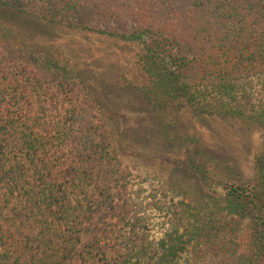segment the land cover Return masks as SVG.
<instances>
[{
	"label": "trees",
	"instance_id": "1",
	"mask_svg": "<svg viewBox=\"0 0 264 264\" xmlns=\"http://www.w3.org/2000/svg\"><path fill=\"white\" fill-rule=\"evenodd\" d=\"M0 5L139 42L144 78L137 90L158 114L189 107L244 125L264 122V94L257 97L264 93V0ZM2 48L0 264H264V149L247 179L188 144L187 168L211 190L213 207L204 213L163 192L158 203L168 228L155 240L145 214L154 204L134 191L132 170L81 73L0 26Z\"/></svg>",
	"mask_w": 264,
	"mask_h": 264
},
{
	"label": "rangeland",
	"instance_id": "2",
	"mask_svg": "<svg viewBox=\"0 0 264 264\" xmlns=\"http://www.w3.org/2000/svg\"><path fill=\"white\" fill-rule=\"evenodd\" d=\"M0 26L18 31L28 47L48 49L81 73L108 119L120 160L132 170L134 191L141 188L140 201L154 204L145 213L153 239L161 238L168 228L165 206L158 203L163 192L174 201L191 202L204 213L213 207L211 190L204 189L187 168L188 144L197 143L203 159L230 166L244 178L253 177L254 160L264 149V122L244 125L235 118L199 114L189 107L159 114L150 109L137 90L144 78L139 42L44 22L2 5ZM262 94L259 91L257 97Z\"/></svg>",
	"mask_w": 264,
	"mask_h": 264
}]
</instances>
